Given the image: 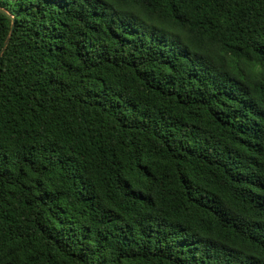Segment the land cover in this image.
Returning <instances> with one entry per match:
<instances>
[{
	"label": "trees",
	"instance_id": "obj_1",
	"mask_svg": "<svg viewBox=\"0 0 264 264\" xmlns=\"http://www.w3.org/2000/svg\"><path fill=\"white\" fill-rule=\"evenodd\" d=\"M0 7V264H264V0Z\"/></svg>",
	"mask_w": 264,
	"mask_h": 264
},
{
	"label": "water",
	"instance_id": "obj_2",
	"mask_svg": "<svg viewBox=\"0 0 264 264\" xmlns=\"http://www.w3.org/2000/svg\"><path fill=\"white\" fill-rule=\"evenodd\" d=\"M0 12L1 13H5V14H8V12H6V10H4L3 8H1L0 7ZM9 15V14H8ZM11 18H12V16L11 15H9ZM11 28H12V25H11ZM8 40H9V38L7 37L6 39H5V41L3 42V44H2V46H1V48H0V55H1V53H2V51H3V49H4V47L6 46V44L8 43Z\"/></svg>",
	"mask_w": 264,
	"mask_h": 264
}]
</instances>
